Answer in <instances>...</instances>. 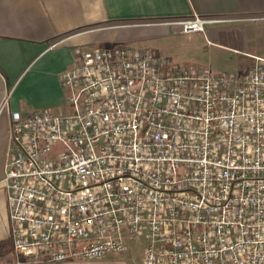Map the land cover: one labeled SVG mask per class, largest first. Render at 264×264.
Masks as SVG:
<instances>
[{
  "label": "built area",
  "instance_id": "obj_1",
  "mask_svg": "<svg viewBox=\"0 0 264 264\" xmlns=\"http://www.w3.org/2000/svg\"><path fill=\"white\" fill-rule=\"evenodd\" d=\"M227 20L163 22L191 38ZM77 54L62 72L70 112H12L16 264L102 259L140 239L144 264H264V57L238 79L131 44Z\"/></svg>",
  "mask_w": 264,
  "mask_h": 264
},
{
  "label": "crops",
  "instance_id": "obj_2",
  "mask_svg": "<svg viewBox=\"0 0 264 264\" xmlns=\"http://www.w3.org/2000/svg\"><path fill=\"white\" fill-rule=\"evenodd\" d=\"M194 13L229 20L209 23L191 38L163 22ZM181 36L198 39L193 47L212 46L214 72L235 69L242 76L255 56L264 57V0H0V104L9 95L0 111V264H16L3 181L12 112H70L62 72L77 63L79 47H150L179 64ZM133 256L129 248L102 259L29 264H135Z\"/></svg>",
  "mask_w": 264,
  "mask_h": 264
},
{
  "label": "rangeland",
  "instance_id": "obj_3",
  "mask_svg": "<svg viewBox=\"0 0 264 264\" xmlns=\"http://www.w3.org/2000/svg\"><path fill=\"white\" fill-rule=\"evenodd\" d=\"M181 50L182 52L178 57L175 58V61L179 63L181 66H208L209 64V54L212 49V46H201V47H193L195 44L199 43L197 39L196 42L188 40L186 37L181 36ZM137 46V45H136ZM140 48H150L138 46ZM152 49V48H150ZM153 50V49H152ZM247 72V71H246ZM245 72V73H246ZM226 73L234 74L240 79L241 72L238 70H227ZM144 247L145 243L143 239L138 241L131 240L130 241V249L133 250L134 263L140 264L142 262V256L144 255Z\"/></svg>",
  "mask_w": 264,
  "mask_h": 264
}]
</instances>
